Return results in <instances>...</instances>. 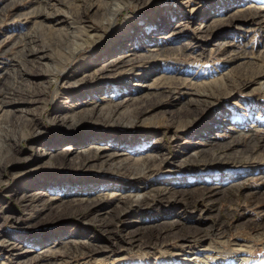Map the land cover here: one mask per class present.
<instances>
[{
	"label": "rangeland",
	"instance_id": "1",
	"mask_svg": "<svg viewBox=\"0 0 264 264\" xmlns=\"http://www.w3.org/2000/svg\"><path fill=\"white\" fill-rule=\"evenodd\" d=\"M252 1L0 0V264H264Z\"/></svg>",
	"mask_w": 264,
	"mask_h": 264
},
{
	"label": "bare ground",
	"instance_id": "2",
	"mask_svg": "<svg viewBox=\"0 0 264 264\" xmlns=\"http://www.w3.org/2000/svg\"><path fill=\"white\" fill-rule=\"evenodd\" d=\"M254 4H255V6H252V8H249V9H247L246 11H245V13L243 14V15H245V14H248L247 12L249 11V12H254V14H256V15H258V13H260V14H264V7H263V5H264V2H262V0H253L252 1ZM258 5H262V6H258ZM109 6V5H108ZM110 9V8H109ZM109 11H113V9L112 10H109ZM115 12H113V13H110V15H111V17L113 18V20H114V18H115ZM47 16H49V14H46V15H43L42 14V18L44 17V18H47ZM240 16V15H239ZM254 16V15H253ZM244 17V16H243ZM247 17H249V16H246V18ZM232 18H235L234 16H230L229 17V19H232ZM264 18V17H263ZM228 19V18H227ZM245 19V18H244ZM258 20V19H257ZM261 20V19H260ZM263 20V19H262ZM112 22V21H111ZM260 23V22H259ZM263 23V22H262ZM263 25V24H262ZM88 29V28H87ZM206 29H207V27H206ZM88 32V31H87ZM86 32V33H87ZM91 33H95L96 34V31H95V29H94V31H90ZM89 33V32H88ZM90 34V33H89ZM87 36V35H86ZM89 38H92L93 37V34H91V35H89L88 36ZM86 39V38H85ZM86 40H88V38L86 39ZM84 43H86V41L84 40V42H81V44H80V46L78 45V47L77 46H75L74 48H73V50L71 51V53L70 54H68L69 55V57H68V59L70 60V59H72L74 56H76V54L78 53V52H81L82 50H83V48L84 47H82L83 45H84ZM88 43V42H87ZM91 44H92V42H91ZM90 44V45H91ZM77 45V44H76ZM181 52V51H180ZM33 54H35V53H33ZM126 55V54H125ZM139 57V56H138ZM37 58V60H41L42 58H41V56L40 57H36ZM134 58H132L131 56H124V55H122V56H119V57H117V58H113L112 60H109L108 61V63H107V65H110V66H112V67H115V66H119V65H122V64H124V63H130V62H132V60H133ZM68 60V61H69ZM263 60H264V58H263ZM66 62V61H65ZM109 66V67H110ZM105 67H108V66H104V67H101V71L103 70V69H105ZM260 70V69H259ZM57 71V70H56ZM99 71V70H98ZM261 73V72H260ZM262 75L261 74H259V73H253V74H250V76H247V78H246V80L247 79H249V81H250V79H251V81L254 83V82H258V84L261 86V87H263L264 86V77H261ZM243 79V78H242ZM54 80V79H53ZM168 80H171V81H173L174 83H178L179 82V80L176 78V79H174V78H171V79H168ZM244 80H245V78H244ZM170 81V82H171ZM250 81V82H251ZM248 82V81H247ZM181 83V82H180ZM183 83V82H182ZM185 83V82H184ZM223 83V82H222ZM220 84V85H223V86H225L224 85V83L223 84ZM188 85V84H187ZM258 85V86H259ZM195 86V85H194ZM193 86V87H194ZM207 97V96H206ZM206 97H203L204 98V100L206 99ZM37 100H39V99H35V100H33L31 103L32 104H34V103H37ZM118 109H119V107H116V108H113V110H110L109 111V113H110V115H116L117 114V111H118ZM18 111H20V113H22V112H27L28 110H27V108L25 109V108H21L20 110H18ZM92 113V111L90 112V114ZM73 115V114H72ZM118 116V115H117ZM65 117H67V116H65ZM64 117V118H65ZM70 118V117H69ZM75 118H77V116H71V118L67 121V122H73L74 121V119ZM117 118V117H116ZM67 118H65V120H66ZM99 155H101V156H99ZM99 155H97V156H99V159L103 162V163H111L112 164V162L113 161H115V158H116V155L115 156H113V155H109V156H105L104 154H99ZM88 159V158H87ZM151 162L152 161H149V159L148 160H146L142 165V168H141V170H140V172L141 173H144V172H149L150 171V169L153 167V165L151 164ZM136 163V162H135ZM135 163L133 164H129V165H131L130 166V168L128 167V168H126V170L127 171H132V168L134 167V165H135ZM110 164V165H111ZM118 165V164H117ZM120 167V166H119ZM139 172V171H138ZM140 174V173H139ZM167 192V190L165 189V188H162V189H159V190H157L156 192H154V194L155 195H159V194H162V193H166ZM168 193V192H167ZM146 197V196H145ZM147 198V197H146ZM145 198V199H146ZM99 199V198H98ZM98 199H96L95 201H93V203L92 204H90V205H88L89 207H93V206H95L97 203H98ZM127 199V202H129V197H127L126 198ZM144 199V198H143ZM145 201V200H144ZM126 204V203H125ZM128 204V203H127ZM88 209V208H87ZM86 209V210H87ZM106 223V226H105V228H106V230H108V224H110L109 222H105ZM113 228V227H112ZM162 228L161 229H157V231H156V236L157 237H160L161 235H162ZM224 232V231H223ZM207 249H209V250H212V249H214L215 250V248L211 245V244H209L208 245V247H207ZM249 249H250V246H248V244H239L238 245V251L239 252H242V253H244V252H247V251H249ZM50 251V250H49ZM208 253L210 252V251H207ZM48 253V252H47ZM52 253V252H51ZM48 256V255H47ZM42 257V256H41ZM49 258H51V257H48L46 260V262H43V259H40L39 257L38 258H34L33 260H30L29 262H24L25 264H49L50 263V261H52V259H49ZM231 260H229V262L228 263H224V264H231V262H230ZM20 264V263H19Z\"/></svg>",
	"mask_w": 264,
	"mask_h": 264
}]
</instances>
